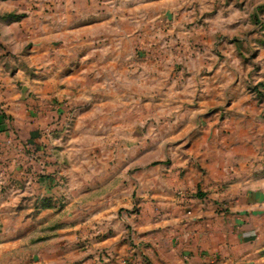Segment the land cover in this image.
I'll return each mask as SVG.
<instances>
[{
	"label": "crops",
	"instance_id": "1",
	"mask_svg": "<svg viewBox=\"0 0 264 264\" xmlns=\"http://www.w3.org/2000/svg\"><path fill=\"white\" fill-rule=\"evenodd\" d=\"M214 1H10L4 71L22 65V32L35 42L21 51L28 63L60 57L39 85L64 91L26 99L0 78V139L16 131L38 156L29 163L16 141L0 145V264H264L262 118L209 111L226 101L220 85L173 77L180 55L205 50L186 42L212 36L203 27L220 21L204 13ZM56 100L79 110L75 137L137 145L51 147L43 131Z\"/></svg>",
	"mask_w": 264,
	"mask_h": 264
},
{
	"label": "rangeland",
	"instance_id": "2",
	"mask_svg": "<svg viewBox=\"0 0 264 264\" xmlns=\"http://www.w3.org/2000/svg\"><path fill=\"white\" fill-rule=\"evenodd\" d=\"M10 1L0 0V64L12 58L10 54L6 53V49L10 47L11 43L8 36L11 29L10 26H7V23L11 21L12 13H8V11H11L15 6L11 5ZM2 2L8 4H2ZM211 5L212 9L204 13L212 15L219 12L220 21L214 22L217 17L211 18V27H207L205 24L206 27L203 28L206 31H213L212 36L209 39L204 38L197 44L193 40L186 42L188 47H203L205 50H200L197 56L194 54H188L186 57L180 55L179 65L174 70L173 77L180 82L190 81L192 83H202V81L208 79L214 87L220 85L226 101L220 105H212L209 111L220 112L222 116L231 111H257L259 117L262 118L260 123L261 128L264 130V0H215ZM14 9H17V7ZM44 11H46V14L49 13V9ZM26 15L25 10L22 14H19L20 23L26 18ZM201 26L203 25L199 27ZM22 27L20 25L19 29L21 30ZM30 30L33 31L34 29L31 27ZM187 30H190V27H187ZM21 35L22 32H20L19 40L14 41V47L20 50L19 59L22 65L19 70L7 71V74L4 71L3 64L0 65V78L8 75V78L16 80L17 89L15 88V90L26 99L36 100L47 94L49 95L50 91L55 93L53 96L61 90L64 91V89L58 87L51 89L39 85L43 81L51 79L54 72L58 74L53 69L54 66L51 65L56 63L54 60H60V57L50 56L44 60L41 56L36 57L38 58V63H35L36 66L34 63H28L26 59L29 56L22 54L21 51L29 50L35 42L29 37L27 38L28 35L25 37ZM207 44H210V49L207 48ZM135 58L149 59L145 55L139 57L138 54L135 55ZM199 64H201L200 68L198 67ZM152 74L150 72L144 73L142 75L144 81L152 80ZM133 75L134 73H131V76ZM32 80H35L39 86L32 87L26 84L27 81ZM131 81L135 82V78ZM69 93H74V91L70 89ZM230 97H234V99L229 104ZM132 106H134V110L138 109V105L133 103ZM49 110L56 113V116L51 118V122L48 124L47 129L43 131V134L46 137L45 143L51 147H60L61 144L70 142L71 138H81L87 144L121 145L128 143L131 146L137 145V137L134 138L131 135L130 141H124L125 138L120 136L85 135L75 137L76 117L79 110L71 107H67V110H65L64 106L59 104L57 100L52 101ZM41 112H43V109ZM63 113H65V116L61 117ZM1 114H5V109L3 112V108L0 107ZM7 121L9 126L13 125V119L10 118ZM95 121L99 123L98 120ZM86 123H90V121H86ZM14 142L21 145L20 149L24 151L29 163L37 160V154L30 151L28 142L21 140L16 131H13V136L8 137L5 141L0 139V145H12ZM261 162H264V142L261 143L258 152V163ZM24 250L26 251V249ZM103 255L107 257L106 253Z\"/></svg>",
	"mask_w": 264,
	"mask_h": 264
}]
</instances>
